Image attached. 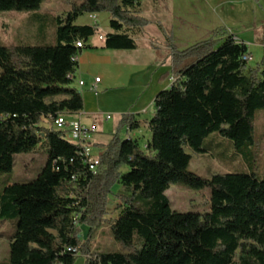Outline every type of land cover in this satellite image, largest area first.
Wrapping results in <instances>:
<instances>
[{
	"label": "trees",
	"instance_id": "trees-1",
	"mask_svg": "<svg viewBox=\"0 0 264 264\" xmlns=\"http://www.w3.org/2000/svg\"><path fill=\"white\" fill-rule=\"evenodd\" d=\"M143 1L83 0L67 18H58L55 46L0 45V176L12 172L16 155L43 141L49 147L34 182L10 185L0 195V220L18 219L10 264H75L80 255L87 264H264V180L255 173L203 178L190 171L186 152L214 156L204 145L216 134L243 159L252 153L256 115L264 110V54L250 66L243 61L249 48L236 36L182 52L172 47V72L163 78L175 81L154 100L146 149L121 137L122 127L128 133L141 126L134 115H122L95 173L64 132L41 127L43 119L84 110L73 76L99 30L76 25L78 18L107 13L113 33L104 37V49L136 50L134 34L150 25L132 11ZM43 2L0 0V12L33 13L37 35L45 37V17L35 13ZM117 184L128 193L120 196L122 208L110 232L125 253L91 252ZM172 185L209 188L210 212L173 211L166 195ZM81 227L88 229L85 241Z\"/></svg>",
	"mask_w": 264,
	"mask_h": 264
},
{
	"label": "rangeland",
	"instance_id": "rangeland-1",
	"mask_svg": "<svg viewBox=\"0 0 264 264\" xmlns=\"http://www.w3.org/2000/svg\"><path fill=\"white\" fill-rule=\"evenodd\" d=\"M82 1L44 0L41 9L35 13L45 17L42 20L46 25L45 37H38L37 25L32 21L33 13L0 12V45L55 46L58 18H67L74 6ZM132 11L147 19L150 25L134 34L138 46L136 50L106 53L113 61L127 59L129 62L114 67L111 80L113 90L107 95H104L107 92L102 89L91 91L90 75L94 81L95 76L103 77L105 74L102 66L94 67L91 64L84 65L82 76L78 75V79L81 78L87 84L86 87L80 88L75 82L72 86L82 94L83 99L87 96L92 106L98 104L104 115L111 116L107 121L103 118L98 119V128L103 130L106 139L116 133L122 115H134L141 124L134 140H137L144 150L151 139L147 125L155 116L154 100L158 93L169 89L174 83L173 78H163L167 71L172 72L170 49L175 47L182 52L208 40H215L221 44L228 35H234L244 41L250 49L253 59L250 66H257L264 54V0H144ZM90 16V14L81 16L76 25H92ZM94 20L98 23L99 33L87 42L86 47L90 48L102 44L99 34L113 32L107 13L97 14ZM86 51L95 52L96 49H85L84 52ZM163 63L166 69L161 67ZM144 108L147 111L141 112ZM66 119L69 121L70 116H66ZM41 127L59 130L50 118L43 119ZM119 132L124 138L127 130L122 127ZM254 138L252 153L245 160L236 155L232 158L231 156L237 154L236 151L228 149V145L219 143V139L226 143H229V140L216 134L209 136L204 147L211 149L214 156L197 154L186 148V152L192 157L190 171L207 179L219 174L255 173L260 180H264V110L257 112ZM48 148L47 142L43 141L32 152L16 155L12 172L0 176V195L10 185L34 182L48 162ZM94 153L98 155L99 151L94 150ZM124 169L123 172L128 171L127 168ZM167 192L173 211L200 214L210 212L209 188L193 191L172 185ZM127 193L128 191L119 184L113 187L107 206L106 221L92 239L91 252L125 253L122 246L113 239L110 225L120 214L122 208L120 196ZM17 227L18 219L0 220V264H10V245ZM81 230L82 241H85L88 229L81 227ZM75 264H87L86 258L80 255Z\"/></svg>",
	"mask_w": 264,
	"mask_h": 264
},
{
	"label": "crops",
	"instance_id": "crops-1",
	"mask_svg": "<svg viewBox=\"0 0 264 264\" xmlns=\"http://www.w3.org/2000/svg\"><path fill=\"white\" fill-rule=\"evenodd\" d=\"M90 17L92 19V23L96 24L98 26V23L97 22L95 23L96 20L93 21L92 16H90ZM108 34H110V33H106L105 35L99 34V36L106 37ZM133 38L135 39L134 36H133ZM239 41H241V40L239 39ZM241 42H244V41H241ZM101 43L102 44L100 46H93L91 48V49H96L95 52L86 51V52L83 53V55H81L78 58V69H77L75 75L73 76V83L74 82L77 83L76 85H78V87H80L79 86V82H84L81 78L78 79V75L80 77V75L83 74V72H84L82 70V67L84 65L91 64V65H94V67L102 66L105 69L104 76L103 77L95 76V79L96 78H100L101 79V82L97 85V90L98 89H102V91L104 90V92H107L104 95H107L109 92H111V90H113L112 87H111L112 86L111 85V80H112V76L114 75V73H113V71L115 70L114 67H116L117 64H119L118 66H122V65L128 64L129 62H128L127 59L113 61L111 59L110 55L106 56V53H115V51L104 49V41H101ZM249 52L251 53L250 49H249ZM251 56H252V54H251ZM161 67L163 69L167 68L164 63L161 65ZM168 72L169 71H167L166 73H168ZM170 78H172V76H170ZM92 79H93V77H92V75H90V77H89V81H90L89 87L90 88L94 85V82H95V80L93 81ZM104 83H105V85H104ZM86 85L87 84L84 82V86L80 87V88H84V87H86ZM96 97H99V96H96ZM146 111H147L146 108L141 110V112H146ZM106 116H108V115H104V113L99 108L98 104L95 105V106H92L90 104V102L88 101L87 96H85V98H84V110L79 112V113H76V114H71L70 115V121L77 120V121H80L81 123H83L84 125H93L94 124L98 128V126H99L98 125V119L103 118L105 121H107L106 120ZM137 132L138 131L128 132V133H126L124 138L126 137V138L136 139L137 135H138ZM104 137L105 136H104L103 130L98 128V132L93 137V142H94V147H95L94 150H98L99 151L98 155H101L104 152L105 146L108 145L110 143L111 139H112V136L109 137V139H106ZM219 143L220 144H227L225 141H223L221 139H219ZM252 149L253 148L250 149L251 152H252ZM245 153H249V151H247ZM98 155H96V156H98ZM207 155H209V154H207ZM235 155H236V157H239V158L242 157L241 154H238V153L234 154V156H231V157L235 158ZM167 193H166V195H167Z\"/></svg>",
	"mask_w": 264,
	"mask_h": 264
},
{
	"label": "built area",
	"instance_id": "built-area-1",
	"mask_svg": "<svg viewBox=\"0 0 264 264\" xmlns=\"http://www.w3.org/2000/svg\"><path fill=\"white\" fill-rule=\"evenodd\" d=\"M93 20L96 19L92 16ZM95 21V20H94ZM100 41H104L103 36H99ZM238 40V39H236ZM239 41V40H238ZM78 48H83L84 44L78 42ZM252 56L246 54L243 57V61L250 63L252 61ZM175 81V80H173ZM101 82L100 78H96L94 85L91 87V91H97V85ZM79 86L83 87L84 82H79ZM71 113L60 115L56 119H51L53 124L59 129V131L64 132L65 139L71 144L77 146L80 149L81 155L85 158V163L87 164L90 171L95 173L99 166V156L94 154V142L93 137L98 132L96 125H84L80 121H68L66 116H70ZM111 116H106V120H110Z\"/></svg>",
	"mask_w": 264,
	"mask_h": 264
}]
</instances>
